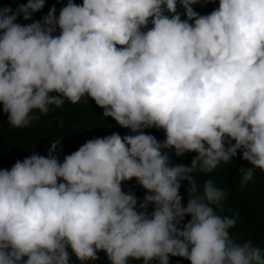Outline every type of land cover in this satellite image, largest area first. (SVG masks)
Instances as JSON below:
<instances>
[{"label": "clouds", "instance_id": "obj_1", "mask_svg": "<svg viewBox=\"0 0 264 264\" xmlns=\"http://www.w3.org/2000/svg\"><path fill=\"white\" fill-rule=\"evenodd\" d=\"M46 2L0 5L11 126L90 96L130 130L62 161L53 140L48 155L0 169V264H89L100 251L110 264H264V246L230 231L239 213L217 211L226 190L209 177L201 192L197 179L238 149L252 166L237 184L264 171V0H219L207 14L201 0H67L35 18ZM173 151L194 157L176 163ZM133 177L144 196L125 191Z\"/></svg>", "mask_w": 264, "mask_h": 264}, {"label": "trees", "instance_id": "obj_2", "mask_svg": "<svg viewBox=\"0 0 264 264\" xmlns=\"http://www.w3.org/2000/svg\"><path fill=\"white\" fill-rule=\"evenodd\" d=\"M66 2L67 0H47L45 7L34 13V16L37 19L42 18L53 5L56 6L58 15ZM75 2L82 4L83 0H75ZM18 3H27V0H0V5L10 4L13 9ZM218 5L219 0H201V3L196 5V10L201 14H207ZM18 20L21 23L31 22L25 21L23 16L18 17ZM127 129L129 128L119 125L114 117L105 116L104 108L90 96L88 101L77 103L65 100L62 107L54 108V111L42 116L40 120L34 121L29 127L11 126L8 121V113L3 111V105L0 102V169H10L16 160H22L34 151L48 155L53 140L62 139L61 145L57 146L55 153L62 161L65 155L78 150L88 139L106 136L113 132L125 135ZM145 131L154 134L160 140L165 139L163 129L152 127L146 128ZM193 157L192 151L181 156H176L175 152H172V159L176 163L190 164ZM251 166L250 161L243 158L242 150L238 149L237 158L233 163L222 162L210 175L204 174L197 179L201 178V192L204 181L211 177L219 187L224 188L228 193L223 210L217 209V211L221 215L239 213L236 226L230 230L236 238L251 239L255 244L264 246V171L257 168L254 179L244 187L236 183H241L242 180L240 169ZM124 183L125 191L135 192L136 195L144 193V196L147 191L135 177ZM189 217H191L190 214L185 217V220ZM99 256L100 259L90 261L89 264H110L103 251L99 252ZM178 262L179 264H191L190 260L186 258L170 255V264H178ZM133 264H142V261Z\"/></svg>", "mask_w": 264, "mask_h": 264}]
</instances>
